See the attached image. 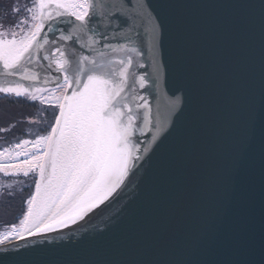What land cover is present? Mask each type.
I'll list each match as a JSON object with an SVG mask.
<instances>
[{"label":"snow or ice","instance_id":"6c2138e0","mask_svg":"<svg viewBox=\"0 0 264 264\" xmlns=\"http://www.w3.org/2000/svg\"><path fill=\"white\" fill-rule=\"evenodd\" d=\"M259 10L264 30V0ZM27 11L32 22L27 31L21 29L19 35L13 32L10 39L2 38L5 34L0 33V77L54 84L53 95L47 97V102L58 108L59 114L51 132L34 141L35 153L29 156L27 152H18L17 156L26 157L22 163L0 164V171L6 175L28 176L36 172L39 176L35 193L26 201L28 207L20 228L14 226L12 233L4 234V240L11 234L22 238L25 233L36 235L75 223L108 200L124 183L131 162L139 158L134 157L137 149L133 134L143 133L153 123L148 99L137 91V85L139 89L148 85L147 74L131 71L134 64L144 67L134 57L142 55L137 47V29L145 21L151 25L145 31L155 78L161 69L157 56L162 24L152 23L146 4L129 7L128 0L110 6L103 0H35ZM116 14L125 18L124 24ZM96 16L100 17L103 31L94 24L90 26ZM57 18H69L63 21L68 27L60 30L58 38L41 37L46 22H55ZM47 30L52 32L53 27L49 25ZM117 38L126 43L108 42ZM82 50H87V54ZM41 59L47 64H42ZM37 68L45 73L42 78ZM45 90L19 82L7 87L0 84V93H14L17 97L27 94L33 101L44 102L45 97L37 94ZM56 90L61 94L56 95ZM138 121H142L143 127H137ZM244 122L237 153L228 171L218 177V197L211 209L196 211L178 198L161 223L159 244L165 248L192 249L194 258L179 262L146 259L138 264H224L199 257L247 247L254 230L257 176L260 237L264 246V81L245 106ZM193 212L200 222L194 232L189 227Z\"/></svg>","mask_w":264,"mask_h":264},{"label":"water","instance_id":"95a60500","mask_svg":"<svg viewBox=\"0 0 264 264\" xmlns=\"http://www.w3.org/2000/svg\"><path fill=\"white\" fill-rule=\"evenodd\" d=\"M121 2L103 0L109 6ZM140 3L148 6L152 23L162 27L157 56L161 69L155 78L145 31L151 25L147 21L141 25L142 55L136 60L144 67L135 65L134 71L147 74L148 85L144 89L137 85V91L147 97L153 123L143 133L133 134L134 157L139 158L133 159L116 192L78 219L54 245L0 252V264H138L146 259L194 258L192 249L162 247L160 226L178 198L186 207L203 212L218 197V177L228 171L243 138L245 106L264 81L261 0H128L129 7ZM116 15L124 24L125 18ZM56 22H46L41 37ZM60 25L64 23L56 27ZM35 70L44 76L42 69ZM18 82L55 86L0 77V84ZM137 127H143L142 121ZM189 227L193 232L200 227L195 212ZM199 258L264 264L258 176L250 244L240 251Z\"/></svg>","mask_w":264,"mask_h":264},{"label":"trees","instance_id":"16d2710c","mask_svg":"<svg viewBox=\"0 0 264 264\" xmlns=\"http://www.w3.org/2000/svg\"><path fill=\"white\" fill-rule=\"evenodd\" d=\"M34 2L35 0H0L1 28H5L8 25H24L27 29L31 23V14L27 9L32 7ZM38 108H43V105H41L39 101H32L30 98L26 97H17L13 93L0 94V118H2L0 120V148L10 145L11 143L13 144L22 138H34L31 136L33 134L31 129L33 126L32 124L35 125L37 122L31 123L30 120L31 118L35 120L37 119L33 112L38 111ZM10 117H12V119H9ZM52 118V116L49 117V119ZM41 121L45 122V125L41 128L38 127L35 137L41 134H47L51 129V123L48 124V120L41 118ZM36 180L37 179L35 178L34 181L36 182ZM35 182L31 185L29 190L24 188V191L17 192V194L22 193L25 199L30 198L35 189ZM4 191L5 189L0 187V194L4 193ZM16 199L17 198L12 200L14 206L8 209L12 214L17 210ZM25 212L26 209L24 206L21 207L11 219L0 222V227L14 226L18 224L23 218Z\"/></svg>","mask_w":264,"mask_h":264},{"label":"rangeland","instance_id":"374dc122","mask_svg":"<svg viewBox=\"0 0 264 264\" xmlns=\"http://www.w3.org/2000/svg\"><path fill=\"white\" fill-rule=\"evenodd\" d=\"M31 23H30V25H31ZM93 24L96 25L97 28L103 26L100 23V19H96V22ZM64 25H66V24L64 23ZM60 26L52 31L51 35H49L50 36L49 39H52L54 37L55 38L59 37V34H60L59 29H64V27L62 25H60ZM28 28L26 29V26H24V25L23 26L22 25H8L5 28H1V26H0V33L5 34L2 38L10 39V38H12L11 34L13 32L18 33V35H19V34H21V29H23L24 31H27ZM137 32L138 33L142 32L141 26L137 29ZM74 46L76 47V45H74ZM43 74L45 75V73H43ZM3 85L5 86L7 84H3ZM8 86H15V84L14 85L10 84ZM24 86L25 87H32L35 85H25L24 84ZM36 86L46 89L43 93L37 94L39 96L45 97L44 102H41L40 99H37L35 101H39V103L41 105H43L44 110H47V109L48 110L44 111L43 108H38L39 112L38 111L33 112L34 116L37 117L36 120L32 119V118L30 120L31 123L37 122L35 125L32 124L33 126L31 129V131L33 133L31 136L34 138H22L21 140L15 142L13 144L11 143L10 145H6L5 147L0 148V164H20L26 159V157L24 155L17 156L16 153L27 152L29 154V156H31L33 153H35L37 151V147L34 145V141L37 140L40 136H47L51 132V129H50V131L47 134H41V135H38L35 137V135L38 131L37 130L38 127L41 128L45 125V122L41 121V118H44V120H48L49 122L48 121L47 122H48V124L51 123V127L55 124V116L59 114V109L56 108L54 105L47 102V97H50L53 95V91L55 89V86H53V87H43V86H39V85H36ZM2 94H4V93H2ZM5 94H7V93H5ZM55 94L60 95L61 92L59 90H56ZM20 97L30 98L27 94L20 96ZM42 112H43V114H42ZM50 116H52L53 118L49 119ZM1 119L2 118H0V120ZM9 119H12V117H10ZM48 124H47V126H48ZM23 141H28L29 143L24 144ZM17 145H19V147H17ZM40 151H43V149L41 148ZM35 178L37 180L39 179L38 173H36V172H30L28 176H24L22 173L6 175L3 171H0V187L5 189L4 193L0 194V222L7 221V220L11 219V217L16 215V213L23 206L27 211L28 205H27L26 201L29 198L25 199V197L22 193L17 194V192L24 191V188H27V190H29L31 185L35 182L34 181ZM34 193H35V189H34L33 194ZM18 195H21V196H18ZM15 198H17L16 199L17 200L16 201L17 210L15 212H13L14 214H12V213H10V210H8V209L11 208L12 206H14V203L12 202V200ZM9 215H11V216H9ZM16 225H14V226H16ZM14 226L10 225V226L0 227V237L2 235H4L7 231H10L11 229H13Z\"/></svg>","mask_w":264,"mask_h":264},{"label":"bare ground","instance_id":"6f19581e","mask_svg":"<svg viewBox=\"0 0 264 264\" xmlns=\"http://www.w3.org/2000/svg\"><path fill=\"white\" fill-rule=\"evenodd\" d=\"M67 19H69V18H60V20L57 19V22L53 25V30L58 28V27H56L57 25L62 24V23H66V22H63V21H66ZM70 19L74 20V18H70ZM96 19H100V17L99 16L94 17L93 20L90 22V25L95 23ZM63 27L67 28L68 25L67 24L63 25ZM59 30H62V29H59ZM97 30L103 31V26L98 27ZM116 31L119 32V29H116ZM42 33H43V31H42ZM42 33H41V35H42ZM51 33L52 32H50V34H49V32H48V33H46L45 36H47L49 38L50 37L49 35H51ZM109 34H111L110 31H109ZM141 37H142V32H139V36L137 37V47H139V45H140ZM108 42L112 43V44L126 43V41L123 38H121V40L117 41V42H115V39L109 40ZM76 47L79 48V45H76ZM134 59L136 60V57H134ZM134 67H135V64H134V66L132 68V71H134ZM73 224L74 223L69 222V224L67 226H57L56 228H54L51 231L41 232V233H38L36 235H28L27 233H25L22 238L17 236V235H15V234H11V235L8 236V239L4 240L3 239L4 235H2L0 237V240H3V242L0 243V252L8 251V250H11V249L22 248V247H26V246H39V245H41V246H45V245L50 246V245H54L68 231V229ZM15 228L19 229L20 228V223L17 224L15 226ZM12 231H13V229H11L10 231H7L6 233H12Z\"/></svg>","mask_w":264,"mask_h":264}]
</instances>
